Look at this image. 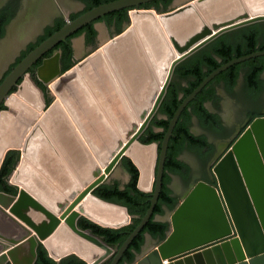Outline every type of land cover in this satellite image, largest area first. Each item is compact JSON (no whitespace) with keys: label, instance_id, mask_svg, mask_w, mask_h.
<instances>
[{"label":"water","instance_id":"obj_1","mask_svg":"<svg viewBox=\"0 0 264 264\" xmlns=\"http://www.w3.org/2000/svg\"><path fill=\"white\" fill-rule=\"evenodd\" d=\"M152 1L157 0H113L88 10L44 40L1 82L0 114L6 112L1 109L3 104L7 108V103L14 106L10 99L15 95L21 97L33 113H22L14 106L18 114L15 118L25 122L23 140L5 151L0 165L1 170L10 150L19 152L18 165L10 175L17 193L0 192V257H4L0 264H36L41 246L57 262L75 255L88 264H120L124 253L153 216L163 186L169 142L182 112L221 72L264 55V50L255 51L231 59L211 72L178 106L161 149L159 143L144 144L139 138L159 111L176 67L219 36L264 21V0H176L163 12L140 8ZM229 5L233 7L229 9ZM121 9H129V24L72 68L62 71L60 53L56 54L58 71L49 80L40 77V69L48 59L38 68V78L56 97L48 105L43 91L30 78L33 65L85 25ZM133 12L154 17L158 39L167 40L174 53L161 88L148 65L143 47L147 41L143 40L142 45L138 39V34L142 37V29L137 32L132 28ZM125 47L134 51V61L126 58ZM132 61H140L136 64L139 72L143 70L141 93L133 89ZM14 88L15 95L11 94ZM26 89L37 96L36 103L26 96ZM117 91L124 94L136 110L134 114L129 113L126 123L113 111V96ZM107 112L120 133L115 146L110 143L108 132L103 136L99 132L92 135L90 131L94 117L102 123L101 127L110 128L104 114ZM136 146L141 152L149 150L144 166V160L132 154V147ZM83 150L85 158L80 159L77 151L81 154ZM25 156L29 158L27 162ZM125 157L139 169L138 188L152 193V197L147 213L119 247L108 245L80 228L79 221L87 218L109 228L132 223L133 216L127 207L94 193L100 185L109 184L108 179L116 169L130 177L123 164ZM210 174L216 183L205 180L194 183L174 210L156 217L157 221L169 224L166 238L156 239L147 234L134 262L125 264H165L167 260V264H264V117L256 118L249 125L212 167ZM73 181L83 183V187L70 190L69 184ZM37 197L55 202L53 210L44 207ZM87 198L124 209L126 221L112 224L94 218L88 212ZM48 239L52 245L68 249L51 250L54 247L47 244Z\"/></svg>","mask_w":264,"mask_h":264},{"label":"trees","instance_id":"obj_2","mask_svg":"<svg viewBox=\"0 0 264 264\" xmlns=\"http://www.w3.org/2000/svg\"><path fill=\"white\" fill-rule=\"evenodd\" d=\"M108 1L111 0H89L90 4L88 10ZM172 2L173 0H157L143 4L142 8H155L159 12H163L168 10L172 5ZM106 19L110 24L115 22L119 29L123 22H130L128 11L126 9L110 13ZM8 21L9 19L0 20V39L5 32L4 24ZM64 23L65 21L63 20L62 24L57 29L61 28ZM236 30L238 31L233 33L235 35L234 39L233 34L227 32L214 40L215 42H211L176 67L174 77L158 111V113L164 118L156 116L151 121L150 126L140 137L142 143H159V148L161 149L164 135L168 130L169 123L178 106L211 72L231 59L239 58L255 51L264 50V21L247 25ZM83 32L87 33L88 42H93L97 36V30L93 24H88L73 34V37L78 36ZM224 36L227 37L223 38ZM60 48L63 50L61 60L62 71L65 72L75 65V62L72 60L73 48L71 43L61 44ZM254 62H259V65L250 79L253 82H258V84H260V75L264 71V55L231 66L224 72L220 73L216 79L223 78L227 73H232L234 74V77L237 78L239 67ZM176 76L187 80V83L184 85L175 80ZM235 82L236 80H233L228 83L230 90H232ZM40 85L43 86V84ZM259 87H261V85H259ZM219 101L220 97L215 93V90L206 86L182 112L169 142L163 173V186L153 216L142 232L134 239L128 250L124 253L120 264L134 262L136 253L141 251V248L145 243L147 234L161 240L166 238L169 224L167 222L157 221L156 217L165 213V206L169 210H174L180 202L179 198L173 195V191L170 188L172 175L179 174L183 177H187L190 172V166L180 160L179 156L185 149H190L204 156L206 155L205 153L203 154L205 148L211 150L214 148L213 144L209 143L207 136L195 135L192 133V118L194 116L197 117L203 127L212 128L214 131L217 130L223 135L225 128L222 126L220 115L209 111L206 107L207 102H212L213 105L219 109ZM6 108L5 105L1 107V109ZM156 128L160 129V131H156ZM18 160L19 152L17 150H10L7 153L0 170V192L2 191L8 194L17 193L16 188L8 183V179L17 166ZM124 161L130 174V180L124 188H121L118 182L114 184H102L94 193L106 201L118 203L127 207L130 214L133 216L132 223L121 228H109L100 226L87 218H82L79 221L80 228L90 231L94 235L100 237L108 245H118L119 247L122 246L128 238L129 232L133 231L139 225L140 219L147 213L151 205L150 199L152 197V193L143 192L138 188L140 172L137 166L127 157L124 158ZM36 264L88 263L75 255L67 256L60 262H57L51 258L47 250L41 246L39 248Z\"/></svg>","mask_w":264,"mask_h":264},{"label":"bare ground","instance_id":"obj_3","mask_svg":"<svg viewBox=\"0 0 264 264\" xmlns=\"http://www.w3.org/2000/svg\"><path fill=\"white\" fill-rule=\"evenodd\" d=\"M228 2L230 0H227ZM47 2L46 0H30L29 1V6L27 7L26 11L20 15L19 18H17L12 25L9 28V34L7 36V39L3 43V46H1V51H0V72L1 68L3 67L4 61H6V55L3 54L4 49L9 53L8 55H12L17 51L18 45L25 40V38L29 35H31L36 28L38 27L39 23L43 21L44 15L48 11V7L46 6ZM233 7L229 5V9ZM49 14V13H48ZM132 18V28L136 29L138 32V29H142V37L138 34V39L143 45V40H146V46L143 45L144 50L146 52V56L148 58V65L150 69L153 70V73L155 74V78H157L159 87L161 88L166 80V77L168 75L169 69H170V62L172 55L174 54L170 48V45L167 40H159L157 37V27H156V22L154 17H150L146 14H138V13H132L131 15ZM124 52L126 51V58L127 59H132L134 61L135 54L134 51L131 48L125 47ZM171 54V57H170ZM9 58V57H8ZM132 65L135 69V72H132V76L134 77V87L133 89L137 92H142L140 90V82H143L144 80L142 79L141 75L143 74V70H140V67L137 64H140V61H137L136 63H133ZM130 62V60H129ZM148 69V68H147ZM58 71V56H54L53 58H50L46 60L44 65L40 69V77L43 80H49L52 76H54ZM139 72V74H138ZM102 81V79L100 80ZM135 92V93H136ZM137 92V93H138ZM26 96L30 97V99L33 101V103H36V95H34L31 91L25 90ZM111 94L114 95V92ZM124 96V100L123 97ZM118 93V91L115 93L113 96V111L114 114L119 115L121 122L126 123L127 120H129L130 115L129 113H136V110L133 108V106L130 104L128 101V98L123 94ZM11 102L14 105H17L18 110H21L22 113H33V109L19 96L15 95L11 98ZM11 103V104H12ZM152 104H150L149 109L152 108ZM126 112V113H125ZM106 114V113H105ZM128 114V115H127ZM0 118V165L2 162V158L4 156L5 151L9 147H14L17 146L18 144L22 143L23 140V133L25 129V122H22L18 119H16L14 116L8 114L7 112H3L1 114ZM122 117V118H121ZM108 118V117H107ZM98 120V119H97ZM95 121V120H93ZM99 121V120H98ZM110 122L111 120L108 119ZM94 123V122H92ZM111 123V122H110ZM113 123V121H112ZM141 120L138 121V126L140 125ZM113 128L108 129L106 127L105 130L107 129L108 135L110 136V143L115 146V142L117 140V137L119 136V130L117 127L112 124ZM93 126V125H92ZM99 126V125H96ZM98 128V127H97ZM103 128V129H104ZM102 129V128H101ZM98 130V129H97ZM92 131V130H90ZM99 131V130H98ZM106 131V132H107ZM96 132V131H95ZM105 134V133H104ZM73 136V135H71ZM104 136V135H103ZM71 140H74L73 137H70ZM98 139V138H97ZM72 143V142H70ZM115 148H113L114 150ZM117 151V150H114ZM132 154L136 158L141 157L144 162L142 165L144 166V163L147 159L148 149H143V152H141L137 146L132 147ZM78 157L85 158V151L83 150L80 154L79 151H77ZM26 162L29 160L27 156L24 157ZM140 159V158H139ZM24 160V161H25ZM26 173V172H24ZM70 185V190L73 188L80 189V187H83V183L79 182L78 184L73 181V183L69 184ZM39 199L38 201L47 209L53 210V204L55 203H50V202H45L43 199L40 197H37ZM90 198L86 199L87 203V209L90 214L94 218H98L99 220H102L103 222L107 223H112V224H118L126 221L127 215L124 209L119 208V207H109L104 204H101L97 201H90ZM89 201V202H88ZM92 205V206H90ZM95 209V211H93ZM100 214V215H98ZM101 218H104L106 220H103ZM47 244L53 248L51 250H55L56 252H63L68 249V247H60L59 245H54L51 244V239H48ZM4 257H0V263L3 261Z\"/></svg>","mask_w":264,"mask_h":264},{"label":"flooded vegetation","instance_id":"obj_4","mask_svg":"<svg viewBox=\"0 0 264 264\" xmlns=\"http://www.w3.org/2000/svg\"><path fill=\"white\" fill-rule=\"evenodd\" d=\"M29 1L30 0H0V20L2 21V20L9 19V21L7 23L5 22V24H4V31L5 32H4L3 37H1V39H0V47L3 46V43H4L3 40H4V38H7L8 34H9V28L12 25V23L17 18H19L20 15H22L26 11L27 7L29 6ZM111 1H113V0H111ZM175 1L176 0H173L172 5H173V3ZM46 2H47L46 6L48 7V11L44 15L43 21H41L39 23L38 27L36 28V30L31 35L27 36L25 38V40L18 45L17 51L13 55L14 56L13 60H9V66L7 67V69L3 73L0 74V84L4 80V78L14 69V67L22 59H24L32 50H34L38 45H40L44 40H46L52 34H54L55 32H57L58 30H60L68 22H71L72 20L76 19L80 15L84 14L85 12H87L88 11V7H89V4H90L89 0H72V1H69V2L68 1H65V0H46ZM108 2H110V1H108ZM105 3H107V2H105ZM75 6H77L78 9H74ZM95 7H97V6H95ZM140 8H142V5L140 6ZM126 10L128 11V15H129V9H126ZM107 16H108V14L106 15L105 18H100V19H97V20L89 23V24H93V26L97 30V36H96L95 40H97L98 35H99L98 24L105 23V24H107L110 27H114L115 30H118L119 29V27L117 26V24L115 22H113V23L110 24L107 21V19H106ZM63 20L65 21V23L61 26V28L57 29L62 24V21ZM128 24H129V22L128 23L123 22L122 23V26L120 28L124 29L126 27V25H128ZM87 25H85V26H87ZM80 37H83V40H84L85 43H87V44L92 43V42H88L87 33L86 32H83L80 35L75 36V37H73V35H71V36H69L67 38L66 41L59 43L57 46H55L49 52H47L42 58H40L33 65V68L29 71L30 72V78L41 89V91H43L44 100H45V102L48 105H50L54 101L55 97L50 92L48 86L43 81H41L38 78V75H37L38 68L43 65V63H44V61L46 59L53 58L54 56H56V54H59V53H60V63H61L62 56H63V50L60 48V45L61 44L71 43L72 48H73V58H72V60H73V62H75L77 60V58H78V57H76V44H75V40L77 38H80ZM244 62H246V61H244ZM236 65H238V64H236ZM258 65H259V62L247 63L246 65H242L238 69V77L237 78H235L234 77V74H232V73H227V74H225V76L223 78H219V79H216L217 76H218L217 75L206 86H208L211 89H214L215 90V93L219 97H220V88H225L230 93H232V92H236L238 90V88L241 86L242 89H243V91H244V93L247 95L248 99L253 104L258 105L257 102L258 101L261 102L264 99V71L260 75V80H261L259 82L260 84H258V82H253L250 79V77L256 72ZM61 69H62V66H61ZM233 80H236V82H235L232 90H230L229 87H228V83L231 82V81H233ZM22 81H23V79L20 82H22ZM40 84H43L44 87L41 86ZM259 85H261V87H259ZM14 92H16V88H14L12 90L11 94H13ZM208 103H211L213 105L212 102H207L206 103V107L207 108H208ZM252 109L253 110H250V111L247 112V115L245 117V120L236 129V131L233 134H231L229 137H227V136L225 137L224 135H221L220 134L221 135V139H220L221 141H220V143L213 142L211 140L210 136L207 133H201V134H199V133H196L195 131H193L192 125L195 123V120H197V121H199V120L195 116L192 118V123H191V131H192V133L195 134V135H205V136H207V139H208L209 143L213 144V146H214V148L212 150L209 149V148H205L203 150V154L205 153L206 155H204V156H202L198 152H196L198 154V156L200 157V159L206 163V165L204 166L203 172L209 178L208 179H206V178L205 179H200L199 177H197V175L195 173L194 166L191 163L185 161L182 158V155L184 154V152L186 150L191 151V152H195V151H192L190 149H185L181 153V155L179 156V158H180V160L184 161L185 163H187L190 166V172H189V174H188L187 177H183V176H181L179 174H173L172 175V181L170 183V188L172 189L174 196L178 197L175 194V190L171 187V185H172V183L174 181V177L175 176H178L184 182L189 183L188 191L190 190L191 186L194 183H196V182H198L200 180H205V181H208L210 183H212V182L213 183H216V180H214L213 177L210 174V171H211L212 167L217 163V161L223 155H225L227 153V151L232 147V145L234 144V142L243 134V132L249 127V125L256 118L264 117V106L263 105L261 106L260 109L258 107H253ZM209 111H211L213 113H217L218 115H220V113L217 112V111L214 112V111H212L210 109H209ZM156 116H159V118H164L158 112L155 115V117ZM220 117H221V115H220ZM221 122H222V126L226 129L225 122L223 121L222 118H221ZM150 124H149V126H150ZM203 128H205V127H203ZM205 130H211V131H213L212 128H205ZM215 132H218V131L215 130ZM218 133H220V132H218ZM139 140H140V138H139ZM124 162L125 161H124V158H123V164L125 166V163ZM8 183H9V181H8ZM169 211H172V210H169L165 206V213L163 214V216H165Z\"/></svg>","mask_w":264,"mask_h":264},{"label":"rangeland","instance_id":"obj_5","mask_svg":"<svg viewBox=\"0 0 264 264\" xmlns=\"http://www.w3.org/2000/svg\"><path fill=\"white\" fill-rule=\"evenodd\" d=\"M65 1L69 2L72 0H65ZM74 9H78V7L75 6ZM98 28H99L98 38H97V40H94L92 43H89V44L85 43L83 40V37L77 38L75 40L76 57H78L77 60L75 61V63H77L78 61L87 57L90 53L94 52L96 49L101 47L104 43H106L107 41L112 39L116 34L121 33L123 31L122 28L115 30L114 27H110L105 23L98 24ZM237 31L238 30H234V31L232 30L229 33L233 34ZM226 37L227 36H224L223 38H226ZM234 37H235V35L233 34V39H234ZM3 54L6 55L7 59H5L6 61H4V63H3V67L1 68L0 74L3 73L7 69V67L9 66V60H13V58H14L13 55L15 53L9 56L8 55L9 53L4 49ZM8 57H10V58H8ZM175 80L181 82L184 85L187 83L186 82L187 80H185L179 76H176ZM13 94L15 95L16 92H14ZM94 96L96 97L97 95L94 93ZM11 101L12 100L10 99V103H12ZM219 102H220V108L219 109L217 107H215L214 105H212L211 103H208V108L214 112L217 111L220 113L221 118L223 119V121L225 122V125H226V129H225L224 134H223L225 137L226 136L229 137L231 134H233L236 131V129L245 120L247 112L250 110H253L252 109L253 107H258L260 109L262 105L264 106V99L261 102L258 101L257 102L258 105L253 104L248 99L247 95L244 93L241 86L238 88V90L236 92H232V93H230L225 88H220V101ZM7 105L9 107L7 109H5L4 111H6L7 113H9L10 115H12L14 117H17L18 114H17L16 108H14V106L17 107V105L13 104L14 106H12L8 103H7ZM2 113L3 112H1V114ZM107 113H106V116L108 118L107 117L106 118L111 120L110 121L111 123L108 121L110 124V128H113L112 124H114V126L116 124L112 120L109 112H107ZM1 114H0V118L2 116ZM93 120H95V121H93ZM93 120H92V122H94V123H91V125H90L91 126L90 130H92L91 131L92 135H96V133L99 132L100 134L107 136L108 131H107V129L105 130L104 126L101 127L102 123L100 121H98L97 118H95V117L93 118ZM112 121H113V123H112ZM96 125H99V126H96ZM99 128H100V130H99ZM192 129H193V131H195L196 133H199V134L207 133L213 142L220 143V141H221L220 140L221 139L220 133L215 132L214 130L213 131L205 130V128H203V126L197 120H195V123L192 125ZM156 131H160V129L156 128ZM98 139H99V137H98ZM182 158L194 166L195 173H196L197 177H199L200 179H205V178L208 179L209 178L203 172L204 166L206 165V163L200 159V157L198 156V154L196 152H191V151L186 150L184 152V154L182 155ZM17 165H18V163H17ZM129 180H130V177L127 175L126 172H124L123 170H119V169L117 170L116 169L113 172V174L109 177L108 182H109V184H114V183L118 182L119 185L121 187H123L129 182ZM8 181L10 184H12V186H14L13 185L14 183H11L12 179L10 177H9ZM188 186H189V183L184 182L178 176L174 177V181L171 185V187L175 190V194L180 198L179 200H181V197L185 196V194L187 193L188 188H189Z\"/></svg>","mask_w":264,"mask_h":264},{"label":"built area","instance_id":"obj_6","mask_svg":"<svg viewBox=\"0 0 264 264\" xmlns=\"http://www.w3.org/2000/svg\"><path fill=\"white\" fill-rule=\"evenodd\" d=\"M164 263L167 264L168 263V260L167 261H164Z\"/></svg>","mask_w":264,"mask_h":264},{"label":"crops","instance_id":"obj_7","mask_svg":"<svg viewBox=\"0 0 264 264\" xmlns=\"http://www.w3.org/2000/svg\"><path fill=\"white\" fill-rule=\"evenodd\" d=\"M157 239V238H156ZM153 247V246H152Z\"/></svg>","mask_w":264,"mask_h":264}]
</instances>
